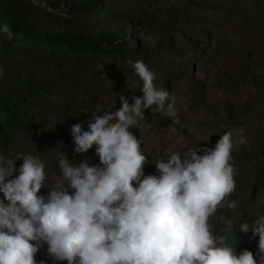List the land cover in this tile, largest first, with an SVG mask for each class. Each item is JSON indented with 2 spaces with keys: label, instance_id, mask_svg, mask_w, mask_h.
<instances>
[{
  "label": "clouds",
  "instance_id": "clouds-1",
  "mask_svg": "<svg viewBox=\"0 0 264 264\" xmlns=\"http://www.w3.org/2000/svg\"><path fill=\"white\" fill-rule=\"evenodd\" d=\"M0 36L13 40L7 23H0ZM132 67L143 82L142 96L129 103L120 94L122 106L112 110L115 100L107 108L98 105L88 130L71 126L74 151L86 153L95 145L99 164H73L60 153V174L49 182L38 157L17 154L23 163L12 178L15 161L0 156V264H37L36 253L68 264H264V215L239 224L243 233L258 234L255 255L248 249L237 254V245L214 234L210 224L236 189L232 131L203 154L196 148L166 152L168 161L155 163L159 175L144 174L147 157L130 128L144 118V109L174 123L178 110L143 61ZM239 136L235 143L244 144L242 130ZM42 187L50 189L46 196L38 195Z\"/></svg>",
  "mask_w": 264,
  "mask_h": 264
},
{
  "label": "trees",
  "instance_id": "trees-1",
  "mask_svg": "<svg viewBox=\"0 0 264 264\" xmlns=\"http://www.w3.org/2000/svg\"><path fill=\"white\" fill-rule=\"evenodd\" d=\"M183 1L186 0H0V23H7L14 33L11 41L0 36V156L15 161L17 171L12 178L19 175L23 163L22 158L15 159L20 153L38 157L45 164L47 177L60 173L57 167L60 153L67 155L73 164L85 159L90 166L99 164L95 145L86 153L74 151L71 126L80 123L88 130L87 121L102 105L100 99L120 94L128 98L129 83L138 86L134 90L136 96L143 95L140 89L143 82L132 67L135 61H143L157 74L161 68L156 66V54L164 44L167 43L174 57L182 56L181 51L173 49V43L177 30L192 11L191 4L182 7ZM194 3L201 6L203 0ZM150 38L155 45L148 48L145 41ZM191 47L195 51L201 49L193 44ZM191 64L188 60L183 62L184 66L178 65L177 71L170 69L163 78L165 86L170 83L168 77L174 76L192 75L186 79L196 83L198 66L195 62ZM245 72L243 79L238 77L236 88L244 86L249 77V84H259L260 95L264 91V75L255 74L261 78L255 82L252 71L245 69ZM113 100L116 104L112 110H118L122 104L119 98ZM200 108L217 131L210 136L212 139L219 140L225 131L241 124L238 118L243 110H236L232 103H226L224 112H216L214 107L204 104ZM143 111L144 118L130 131L141 141V150L147 157L144 174L159 175L155 163L159 159L167 162L168 151H159L162 138H153V134L167 127L183 135L188 130L171 117L155 121L149 118L148 108ZM202 141H194L196 150L211 148L206 140ZM43 157L47 159L42 160ZM231 163L239 170L236 189L210 218V224L214 234L225 235L230 244L237 245V254L248 249L255 255L258 234L251 229L243 233L239 224L251 223L257 214L264 215V147L250 156L248 152H235ZM229 202H235L236 208H228ZM47 247L44 244L41 249L47 251ZM256 258L259 260L258 255ZM35 259L37 264L41 261L68 264L66 260L50 263L37 253Z\"/></svg>",
  "mask_w": 264,
  "mask_h": 264
},
{
  "label": "rangeland",
  "instance_id": "rangeland-1",
  "mask_svg": "<svg viewBox=\"0 0 264 264\" xmlns=\"http://www.w3.org/2000/svg\"><path fill=\"white\" fill-rule=\"evenodd\" d=\"M192 1L193 3L191 0L183 1L182 7L191 4L192 11L174 37L173 49L181 51L182 56L174 57L167 43L164 44L163 51L156 54V66L161 68V72L154 73L156 77L154 84L175 98V107L178 110L176 118L179 120V126L187 129L188 134L183 135L175 128L167 127L154 133L153 138H162L163 143L159 151L183 153L195 149L194 141L202 140H206L207 146L213 148L218 140L210 136L217 134V131L210 126L212 120L200 106L204 104L209 108L214 107L212 109L216 112H224L226 103H232L236 110H243L238 118L241 119V124L231 129L234 141L232 157L235 152L237 154L248 152L250 156L254 150L264 147V91L258 95L259 84L254 82L249 84V77L244 86L236 88L235 85L239 76H242V79L246 76L245 69L252 71L255 82L261 79L255 74L264 75V0H203L201 6H196L194 0ZM180 32H183V35ZM145 42L148 43V48L155 45L151 38ZM146 43L144 49H147ZM192 44L201 48V51L199 49L195 51L191 47ZM188 60L192 62L191 66L194 62L197 63L198 67L195 70L197 82L187 81L186 78H191L192 75L185 78L174 76L168 77L170 83L165 86L163 78L167 77L168 71L170 69L177 71V66H184L183 62ZM260 65L262 68H259ZM188 71L190 74V69ZM137 87L128 84L127 91L131 93L128 97L129 103L134 102L132 97L136 96L134 90ZM115 98L119 96H104L100 99L103 100L102 106L107 108ZM148 114L149 118L155 121L167 117L159 113L153 114L151 108H148ZM224 118L229 123L228 118ZM241 130L245 143L236 144L235 141L240 139ZM197 151L203 154L201 149ZM46 159L43 157L42 160ZM238 173V168H235V178ZM59 174L50 173L48 181H54ZM49 191L48 187H42L40 193L46 196ZM262 194L264 195V192Z\"/></svg>",
  "mask_w": 264,
  "mask_h": 264
}]
</instances>
